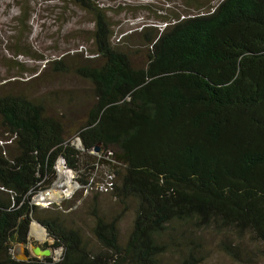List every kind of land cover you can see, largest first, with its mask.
I'll list each match as a JSON object with an SVG mask.
<instances>
[{"label":"trees","instance_id":"1","mask_svg":"<svg viewBox=\"0 0 264 264\" xmlns=\"http://www.w3.org/2000/svg\"><path fill=\"white\" fill-rule=\"evenodd\" d=\"M71 2L92 24L79 50L32 56L87 85L69 99L83 118L52 109V92L30 97L0 77V264H203L213 249L234 263L263 259L264 0L171 12L159 31L140 32L138 64L121 38L137 32L114 36L98 0ZM19 11L22 32L29 15ZM59 162L89 192L34 204ZM100 168L102 192L93 181ZM78 200L88 234L72 211ZM33 221L51 240L39 246L59 250L57 259L13 258Z\"/></svg>","mask_w":264,"mask_h":264},{"label":"rangeland","instance_id":"2","mask_svg":"<svg viewBox=\"0 0 264 264\" xmlns=\"http://www.w3.org/2000/svg\"><path fill=\"white\" fill-rule=\"evenodd\" d=\"M205 1L216 4L219 0H98L99 4L107 9L109 20L114 25V36L119 37V33L137 32L126 39L124 36L121 37L124 42H128L127 46L132 53L133 61L137 64L142 61L143 54L142 50L136 51L139 47L137 43L141 31L152 27L159 31L165 22L166 15L173 11L180 15L190 13L194 10L193 5L196 2ZM22 7L27 10L29 18L21 32V25L18 22L19 10ZM90 22L89 15L71 0H0V77H8L9 81L5 83V86L30 97H42L47 92H52L55 97L52 109L58 114L65 115L66 119L74 123L80 121L83 114L80 109H77V105L73 106L69 103V99H71L70 95L76 97L87 92V85L72 74H54L47 69L44 70L45 61L33 56L48 60L68 52L74 54L76 49L79 50L80 44L86 40L88 31L92 27ZM74 59L77 60L75 57ZM35 68L38 71L31 74ZM36 74L37 76L33 77ZM73 142L79 146L78 139L75 138ZM99 153L100 149L96 152L91 151L92 155L98 156ZM56 172L57 179L54 185L50 186L54 194L52 195L51 192L48 203L60 202L74 195L83 196L89 192L86 190L87 187L74 180L77 172L64 169L61 162L57 164ZM93 177L94 190L102 192L101 188L107 177L105 169L100 168ZM100 195L106 202L108 201V194ZM77 202L72 211L78 215L77 225L88 234L91 219L86 211V204H84L86 202L84 200ZM129 222L130 218L126 216L121 223L123 233L126 232ZM38 227L35 226L33 231L31 230L25 244L29 256H33L30 252L31 245L51 243L45 230ZM59 254V250H54L51 257L57 259ZM203 264L239 263L230 261L217 249H213ZM254 264H264V258L255 259Z\"/></svg>","mask_w":264,"mask_h":264},{"label":"water","instance_id":"3","mask_svg":"<svg viewBox=\"0 0 264 264\" xmlns=\"http://www.w3.org/2000/svg\"><path fill=\"white\" fill-rule=\"evenodd\" d=\"M98 150H99L98 144L94 145L93 151L96 152ZM34 223L37 224L40 228H42L41 225L38 224L36 221H34ZM30 229H31V224H30ZM30 252L31 254H33V256L36 257H49L53 253V250L50 249L49 247L42 248L38 244H35L30 246ZM12 256L16 260H27L29 254H27L25 244L23 243L15 244L12 249Z\"/></svg>","mask_w":264,"mask_h":264},{"label":"built area","instance_id":"4","mask_svg":"<svg viewBox=\"0 0 264 264\" xmlns=\"http://www.w3.org/2000/svg\"><path fill=\"white\" fill-rule=\"evenodd\" d=\"M70 173V172H69ZM58 176V175H57ZM57 179V177H56ZM56 181V180H55ZM54 185V183H53ZM51 192H52V189L49 187L43 191H39L34 197H33V203L34 204H37V205H41V206H47V205H44V204H47L48 201L50 200V195H51ZM54 193L52 192V195ZM52 203L49 202L48 205Z\"/></svg>","mask_w":264,"mask_h":264},{"label":"bare ground","instance_id":"5","mask_svg":"<svg viewBox=\"0 0 264 264\" xmlns=\"http://www.w3.org/2000/svg\"><path fill=\"white\" fill-rule=\"evenodd\" d=\"M35 226H37L38 227V225L37 224H35L34 222H32L31 223V229H30V232H31V230L35 227ZM39 228V227H38ZM39 230V229H38ZM33 231V230H32Z\"/></svg>","mask_w":264,"mask_h":264},{"label":"flooded vegetation","instance_id":"6","mask_svg":"<svg viewBox=\"0 0 264 264\" xmlns=\"http://www.w3.org/2000/svg\"><path fill=\"white\" fill-rule=\"evenodd\" d=\"M25 248H26V246H25ZM26 251H27V248H26Z\"/></svg>","mask_w":264,"mask_h":264}]
</instances>
